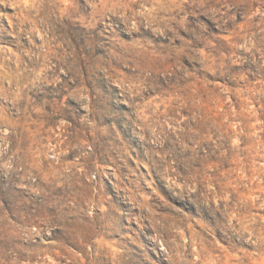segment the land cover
Wrapping results in <instances>:
<instances>
[{
    "label": "rangeland",
    "instance_id": "obj_1",
    "mask_svg": "<svg viewBox=\"0 0 264 264\" xmlns=\"http://www.w3.org/2000/svg\"><path fill=\"white\" fill-rule=\"evenodd\" d=\"M257 62L264 0H0V264H264Z\"/></svg>",
    "mask_w": 264,
    "mask_h": 264
},
{
    "label": "trees",
    "instance_id": "obj_2",
    "mask_svg": "<svg viewBox=\"0 0 264 264\" xmlns=\"http://www.w3.org/2000/svg\"><path fill=\"white\" fill-rule=\"evenodd\" d=\"M244 72L246 74H248V76L250 77V80L261 81V83H263L261 85V87L264 90V65H262V63L257 62L255 64H251V65L246 67ZM249 95H250V98L253 100V104L255 106V108L252 110V112L256 111L258 113L259 119L261 121L259 127L261 128V136H262L263 147H264V92H263V94H256L255 96L251 95V93ZM233 105L236 108L238 113H243V115H247V117L250 115V114H247V112L242 110L244 108L245 109L249 108L248 103H245V102L241 103V101L239 99H237ZM242 122L244 124L243 126H244V130H245L246 134H249L250 130H249L248 125H249L250 121L247 118V119L242 120ZM263 153H264V151H263ZM261 161H264V159H261ZM262 169L264 170V167H262ZM248 180H249L248 186L250 189L254 190L257 188H264V171L256 180H254L253 183L250 182L252 180V175L248 174Z\"/></svg>",
    "mask_w": 264,
    "mask_h": 264
}]
</instances>
